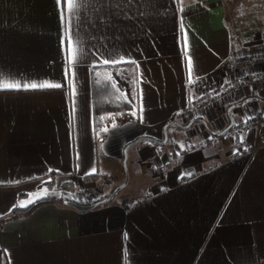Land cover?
Segmentation results:
<instances>
[{"label": "crops", "instance_id": "0c3cea01", "mask_svg": "<svg viewBox=\"0 0 264 264\" xmlns=\"http://www.w3.org/2000/svg\"><path fill=\"white\" fill-rule=\"evenodd\" d=\"M250 6L264 0H0V75L21 84L0 89V221L52 201L0 224V264H264V123L252 126L264 87L182 117L261 46L238 25ZM45 82L61 87L23 88ZM103 82L131 111L95 130L92 86ZM239 126L244 141L224 139ZM142 139L156 145L130 149L124 165ZM129 172L133 187L111 203L65 206L106 200ZM64 191H92L91 203Z\"/></svg>", "mask_w": 264, "mask_h": 264}, {"label": "trees", "instance_id": "16d2710c", "mask_svg": "<svg viewBox=\"0 0 264 264\" xmlns=\"http://www.w3.org/2000/svg\"><path fill=\"white\" fill-rule=\"evenodd\" d=\"M92 104L95 130L110 128L115 123L126 121L127 114L131 111V107L124 101L119 92L109 82H103L100 84L93 83ZM146 142L150 145H156V143L151 140L142 139L135 142V145L131 149L137 148ZM53 177L54 176L51 178L53 179ZM51 202V200L38 201L25 210L16 208L8 217L1 220L0 224L26 218L36 209Z\"/></svg>", "mask_w": 264, "mask_h": 264}, {"label": "built area", "instance_id": "2783aa9c", "mask_svg": "<svg viewBox=\"0 0 264 264\" xmlns=\"http://www.w3.org/2000/svg\"><path fill=\"white\" fill-rule=\"evenodd\" d=\"M231 67L239 74L238 78L226 88L214 95L190 105L182 117L191 118L192 115L213 106L217 99L224 95H234L255 86L264 87V49L258 53H250L234 58ZM264 123V116H258L252 126Z\"/></svg>", "mask_w": 264, "mask_h": 264}, {"label": "rangeland", "instance_id": "374dc122", "mask_svg": "<svg viewBox=\"0 0 264 264\" xmlns=\"http://www.w3.org/2000/svg\"><path fill=\"white\" fill-rule=\"evenodd\" d=\"M238 15L240 18L238 20L239 22L238 25H240L239 28L241 29V31L245 33L247 36H250V37L254 36V41H250V44L258 43V42L261 43V46L259 48H257V46H254L257 49L252 48V50L254 49L256 51H252L251 53H258L259 51L257 50H260L262 48L263 46L262 44L264 42V9L251 7V6H250V9L241 8V9H238ZM231 132L232 134H230ZM248 132L250 134V131ZM233 134H236V135L232 136ZM245 135H246L245 130L241 126H239L233 129L231 128L229 132L227 131V133L224 136V139L234 138L235 140L238 139L239 141L240 140L244 141ZM184 153H185V150H178V152H176V154H180V155H183ZM138 172L142 173L144 176H150V177L156 178L158 173H160V170L155 171V169H152L148 171L145 166V167H140V169H138ZM131 178H132L131 172H129L128 186H126V188L121 193L128 192L133 187ZM92 195H93L92 191L91 192L85 191V192L74 193V194L69 191H64V192H60L58 197H60V199L71 201V202L78 203L81 205H88V204L90 205Z\"/></svg>", "mask_w": 264, "mask_h": 264}, {"label": "snow or ice", "instance_id": "6c2138e0", "mask_svg": "<svg viewBox=\"0 0 264 264\" xmlns=\"http://www.w3.org/2000/svg\"><path fill=\"white\" fill-rule=\"evenodd\" d=\"M58 3H60V0H57ZM80 3V0H75V6H78ZM71 43V41L69 42ZM188 61H189V82H191V57H188ZM115 62V61H114ZM72 63V57H69V65L71 66ZM104 63H109V60L105 59ZM70 70V69H69ZM59 88L61 87L60 84H53V83H42V84H36V83H32V84H23V88L28 89V88ZM21 88V84L20 82H7L6 78H4L2 75H0V89L3 90H18ZM135 114V113H133ZM94 171V170H93ZM189 175H191V173H189ZM47 194V189H44L43 192L40 195H37L35 197V199H39L41 195H45ZM34 200L32 197H30L27 201L21 202L20 206L24 207L29 203H33Z\"/></svg>", "mask_w": 264, "mask_h": 264}, {"label": "water", "instance_id": "95a60500", "mask_svg": "<svg viewBox=\"0 0 264 264\" xmlns=\"http://www.w3.org/2000/svg\"><path fill=\"white\" fill-rule=\"evenodd\" d=\"M135 145V143L129 145L125 151H124V165H126V159H127V152L129 149H131L133 146ZM158 145V144H157ZM128 184V175L126 174V179L124 181V184H122L120 187H118L117 189H115L113 191V193L104 201L102 202H99V203H96L94 205H92L91 207H78V206H75L73 204H70V203H65V206L67 207H70V208H73L74 210H76L77 212H80V213H85V212H89V211H92V210H95L97 209L98 207L102 206V205H106V204H109L113 201V199L121 192L123 191L126 186Z\"/></svg>", "mask_w": 264, "mask_h": 264}]
</instances>
